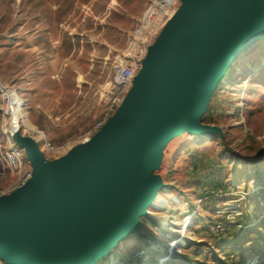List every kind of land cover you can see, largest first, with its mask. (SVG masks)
<instances>
[{
  "label": "rangeland",
  "instance_id": "obj_1",
  "mask_svg": "<svg viewBox=\"0 0 264 264\" xmlns=\"http://www.w3.org/2000/svg\"><path fill=\"white\" fill-rule=\"evenodd\" d=\"M155 1L0 0V158L16 123L53 164L91 141L118 66L140 61L172 19L155 42L139 38ZM200 121L220 132H184L164 147L154 170L162 186L137 232L97 264H264V33L224 73ZM18 181L0 159V193Z\"/></svg>",
  "mask_w": 264,
  "mask_h": 264
},
{
  "label": "water",
  "instance_id": "obj_2",
  "mask_svg": "<svg viewBox=\"0 0 264 264\" xmlns=\"http://www.w3.org/2000/svg\"><path fill=\"white\" fill-rule=\"evenodd\" d=\"M149 48L119 110L85 146L51 163L29 137L33 180L0 197V259L7 264H97L138 230L161 179L164 147L201 124L210 96L264 33V0H181Z\"/></svg>",
  "mask_w": 264,
  "mask_h": 264
},
{
  "label": "built area",
  "instance_id": "obj_3",
  "mask_svg": "<svg viewBox=\"0 0 264 264\" xmlns=\"http://www.w3.org/2000/svg\"><path fill=\"white\" fill-rule=\"evenodd\" d=\"M178 0H157L145 14L139 31V38L146 39L150 43L155 42L157 33L163 26V23L173 18V12L176 10ZM154 45V44H153ZM152 46V45H151ZM150 45L147 47L143 58L140 61L132 60L131 63L120 64L116 70L114 79L108 87L104 96L105 118L95 127L94 133H99L109 120L115 116L122 105L125 92L131 90L138 73L142 70V63L147 57ZM4 87L0 83V94L5 95ZM1 162L7 165L9 169L19 176V181L9 190L0 193V197L10 195L13 192L23 189L33 180V168L27 159L25 151L13 142L9 150L1 155ZM0 264H7L0 259Z\"/></svg>",
  "mask_w": 264,
  "mask_h": 264
},
{
  "label": "bare ground",
  "instance_id": "obj_4",
  "mask_svg": "<svg viewBox=\"0 0 264 264\" xmlns=\"http://www.w3.org/2000/svg\"><path fill=\"white\" fill-rule=\"evenodd\" d=\"M15 100L17 101V107H18V112H19V117L23 119L22 123H23V126L26 128H28V122L24 120L23 118V109H22V103L16 98V95L14 96ZM16 103V102H15ZM18 124V123H16ZM16 124L13 126V136H17L18 133H19V128L16 126ZM32 129V128H31ZM213 132H209V134H206V135H213L211 134ZM196 136H201V135H196ZM30 141L32 142L33 145H37V143L34 141V139H30ZM157 195V194H156ZM147 210V209H146ZM164 228H167V226H164ZM185 235V234H184ZM185 242V236L183 237H180V239L177 240L176 244H184Z\"/></svg>",
  "mask_w": 264,
  "mask_h": 264
},
{
  "label": "crops",
  "instance_id": "obj_5",
  "mask_svg": "<svg viewBox=\"0 0 264 264\" xmlns=\"http://www.w3.org/2000/svg\"><path fill=\"white\" fill-rule=\"evenodd\" d=\"M1 96V95H0Z\"/></svg>",
  "mask_w": 264,
  "mask_h": 264
}]
</instances>
